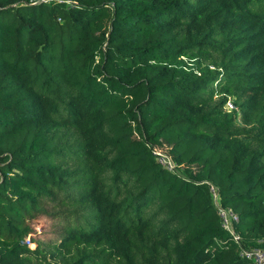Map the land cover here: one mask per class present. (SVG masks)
<instances>
[{
    "label": "trees",
    "instance_id": "obj_1",
    "mask_svg": "<svg viewBox=\"0 0 264 264\" xmlns=\"http://www.w3.org/2000/svg\"><path fill=\"white\" fill-rule=\"evenodd\" d=\"M212 188L264 249V0H0V264H248Z\"/></svg>",
    "mask_w": 264,
    "mask_h": 264
},
{
    "label": "built area",
    "instance_id": "obj_2",
    "mask_svg": "<svg viewBox=\"0 0 264 264\" xmlns=\"http://www.w3.org/2000/svg\"><path fill=\"white\" fill-rule=\"evenodd\" d=\"M49 0H31V3H41L48 2ZM214 68L213 66H211ZM200 74V72H198ZM226 109L229 111L236 108L235 103L232 98H228L225 104ZM154 153L157 156L158 161L168 170L172 172H179L178 165L176 161L168 154L160 149H154ZM214 192L215 202L218 208V212L221 217L223 227L230 233L234 242L240 246V254L243 258L248 261V264H264V249L260 247L247 248L242 245V236L236 230L235 223L239 221V216L231 208L222 207L219 202V197L215 188H212ZM31 235H28L27 238L23 241L24 244L28 246L32 245ZM32 247V246H31Z\"/></svg>",
    "mask_w": 264,
    "mask_h": 264
},
{
    "label": "rangeland",
    "instance_id": "obj_3",
    "mask_svg": "<svg viewBox=\"0 0 264 264\" xmlns=\"http://www.w3.org/2000/svg\"><path fill=\"white\" fill-rule=\"evenodd\" d=\"M216 88V87H215ZM217 97V96H216ZM161 151L167 153L166 151ZM59 220H57L55 217H52L50 215H44V217L41 219V221H38L35 225L37 230H41L43 232L41 238L45 241L43 242H56L58 238L60 237V230H62L63 223L59 224ZM37 243L36 241L32 242V245L30 247L34 249L36 247Z\"/></svg>",
    "mask_w": 264,
    "mask_h": 264
}]
</instances>
